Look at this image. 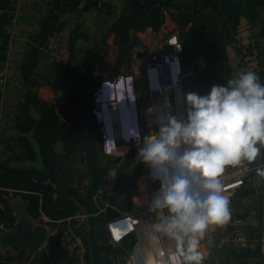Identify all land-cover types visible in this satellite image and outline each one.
I'll list each match as a JSON object with an SVG mask.
<instances>
[{"label": "crops", "instance_id": "obj_1", "mask_svg": "<svg viewBox=\"0 0 264 264\" xmlns=\"http://www.w3.org/2000/svg\"><path fill=\"white\" fill-rule=\"evenodd\" d=\"M193 8L200 12L199 18L206 25H217L224 37L226 60H209L205 47L198 53L186 50L185 91L197 92L204 87L210 89L214 83L224 84L242 70L256 72L264 83L261 57L264 0H0V70L5 67L8 70L7 84L0 92V162L11 168L43 173L44 182L56 190L53 199L56 206L51 208V213L61 212L65 201L75 210L74 215L67 213L58 219L42 212L39 219L50 231L47 243L34 252L1 253L0 264H79L81 254L89 264L126 263L124 255L128 252L110 241L107 221L114 214L129 212L146 201L149 169L143 166L136 179L133 176L142 165L134 164L120 171L114 196L119 212L101 213L95 196L107 159L102 154L101 132L92 114V95L100 81L115 77L127 68L135 53L171 35L183 38L188 34L193 25L190 11ZM155 9L162 14L159 29H132L129 43L122 45L114 27L126 16L150 14ZM62 25L72 30L71 58L67 62H58L45 51L49 37ZM135 38L140 47L129 59L125 50ZM221 65L229 66V71H224ZM31 94L39 101L29 111L35 121L41 119L45 108L53 109L59 119L47 136V140H54L55 162L50 168L41 152L38 140L43 136H37V123L28 131L20 127L25 126L23 104ZM147 109V99L143 98L145 114ZM26 144L34 149L35 160L27 154ZM260 153L264 160V148ZM18 196L1 195L9 205ZM243 208L251 212L245 222H228L210 228L205 234L199 246L204 255L203 264H216L207 252L214 231L238 228L251 238L264 234V195L256 201L245 197L244 204L236 211ZM1 210H5V205L0 201ZM11 211L17 219L16 211ZM0 228L13 231L15 226L6 218L0 220ZM53 231L57 233L52 234ZM170 242L174 243L175 239L171 238ZM220 251L221 264H260L257 243L241 247L226 243ZM6 257L11 260L7 261Z\"/></svg>", "mask_w": 264, "mask_h": 264}, {"label": "clouds", "instance_id": "obj_2", "mask_svg": "<svg viewBox=\"0 0 264 264\" xmlns=\"http://www.w3.org/2000/svg\"><path fill=\"white\" fill-rule=\"evenodd\" d=\"M115 80V86L104 82L111 105H100L101 118L94 117L101 136H106L105 154L113 155L120 143L137 141V159L160 185L150 210L166 209L169 214L154 225L155 230L181 246V264H203L200 241L210 228L224 226L231 218L221 178L226 167L251 164L264 148V83L256 72L242 70L224 84L214 83L206 95L185 93L182 116L149 107L147 114L156 115L158 131L141 141L137 82L133 77ZM256 171L264 177V169ZM118 225L108 227L121 237Z\"/></svg>", "mask_w": 264, "mask_h": 264}, {"label": "built area", "instance_id": "obj_3", "mask_svg": "<svg viewBox=\"0 0 264 264\" xmlns=\"http://www.w3.org/2000/svg\"><path fill=\"white\" fill-rule=\"evenodd\" d=\"M1 20V11H0ZM72 30L68 25H62L61 28L51 35L46 43L45 51L58 62H67L71 58ZM186 49L182 45V38L177 34L171 35L160 41L157 45L135 53L130 65L121 70V72L110 79L102 80L94 89L92 95V114L94 117L101 118L100 105H111L108 97L109 89L105 86V81H109L112 86L116 84V78L121 76L125 78H135L139 89V102L141 107V119L143 137L158 131V125L155 123L156 115L148 116L143 112V98L147 99V107H157L161 112L170 111L173 115L182 116L184 114V104L182 97L187 93L184 89L186 81L184 56ZM261 57L264 61V41L261 46ZM7 68L0 70V92L4 89L8 80ZM121 80V79H120ZM168 101V107L165 108V101ZM149 120L152 123H149ZM142 146V145H141ZM102 154L107 159L104 166V173L101 184L96 192L95 200L101 213L108 214L112 211L119 212L114 204V196L119 182V172L131 167L134 164H140L146 168L147 165L139 161L129 159L132 149H137V141L130 144L120 143L113 155H106V136H101ZM149 169V168H148ZM257 169H264V160L260 155L257 159L248 164L245 161L242 165L225 170L222 181L225 185L224 194L230 199V211H236V208L244 204V199L256 201L264 195V177L257 174ZM147 194L146 201L136 205L129 212L113 215L108 218L107 226L113 222L129 221V229L123 231L119 238L114 236L108 227L110 241L113 244L120 245L123 238L134 233L136 243L135 250L139 249L144 264L152 260V264H174L177 260L181 264L180 248L181 246L175 240L170 242V237L164 232H157L154 225L161 223L162 218L168 216L166 209L152 211L151 201L159 189V181H154L149 172L146 174ZM234 198H239L240 202L232 204ZM122 227V226H121ZM5 231H12L7 229ZM221 233L220 250L226 243L235 247H241L249 243H257L259 247V263L264 264V234L251 238L241 229L217 230ZM215 232V231H214ZM53 231L52 234H56ZM213 233V232H212ZM152 237L157 240L153 242ZM210 235L207 243L211 240ZM125 264H135L133 254L124 255ZM172 262V263H171ZM79 264H89L84 254L79 257Z\"/></svg>", "mask_w": 264, "mask_h": 264}, {"label": "trees", "instance_id": "obj_4", "mask_svg": "<svg viewBox=\"0 0 264 264\" xmlns=\"http://www.w3.org/2000/svg\"><path fill=\"white\" fill-rule=\"evenodd\" d=\"M178 10L189 11L186 7L175 6ZM193 14V25L189 29L188 35L191 39L200 40L205 32L209 31L210 40L205 45L204 53L211 61H224L226 60V47L224 42V37L219 31L216 24L206 25L202 18H199V11L196 8L190 10ZM208 19V18H207ZM162 23V14L159 9H155L150 14L136 13L124 17L113 29L116 36L121 40L122 45L129 43L131 34L130 30L134 29L136 31H144L148 27L158 30ZM221 68L229 71V66L221 65ZM34 100V101H33ZM39 101L36 95L31 94L27 97L26 103L23 104L24 115L27 118L25 121V126L22 127L23 130L28 131L32 129L37 123L36 133L40 138L42 134L43 138H40L39 143L41 146V152L44 161L49 168L53 166L55 162V153L53 151V141L47 140V136L51 135V131L58 125L59 119L53 109L45 108L42 109V117L39 121H35L29 114L31 106H37ZM27 154L32 160H35L36 153L34 149L26 144ZM122 171V170H121ZM143 171V166L136 170L133 178H138V176ZM120 173V172H119ZM45 175L35 169H20L11 168L0 162V201L5 205V210L0 211V220L9 218L10 225L15 226L16 218L11 215V209L9 202L1 197L2 194L13 197L21 194L24 199L29 201V213L39 219L41 213L50 216L52 219L63 218L67 215H74L75 210L70 202L65 201L64 209L59 213H51V208L56 206L53 202L55 189L44 182ZM134 179V180H135ZM23 191H26L23 193ZM66 204V206H65ZM70 211V212H68ZM67 225V223L65 224ZM1 255V251H0ZM10 261V257H6ZM1 259V258H0Z\"/></svg>", "mask_w": 264, "mask_h": 264}, {"label": "water", "instance_id": "obj_5", "mask_svg": "<svg viewBox=\"0 0 264 264\" xmlns=\"http://www.w3.org/2000/svg\"><path fill=\"white\" fill-rule=\"evenodd\" d=\"M209 40V34L206 32L201 39V41L196 42L192 40L188 34H184L182 38V45L186 50H189L193 53L200 52ZM140 47V42L137 38L135 41L127 46L125 50V55L127 58H131L133 54ZM128 65L129 62L127 61ZM206 88V87H204ZM201 89L196 93L200 95H205L209 92L210 89ZM36 117L37 114H36ZM58 152H60L58 150ZM137 149H132L129 159L131 161L137 160ZM231 166L226 167L225 170L231 169ZM11 209L16 211L17 220L15 223V229L13 231H5L0 228V251L2 254H7L11 252L13 255H17L23 251L34 252L38 249H41L49 240L50 231L48 230V226L43 224L40 219L33 217L29 213V202L26 201L22 196H18L15 200H10ZM249 211L246 208L230 211V223L235 222H245V220L249 217ZM222 235L219 231H215L212 233L211 240L209 242V252L211 256L215 258L216 264H221L220 261V241ZM136 243V237L134 233L127 235L121 241V246L123 249L133 254V259L135 264H144L141 253L139 249L134 248ZM182 249L180 248V253Z\"/></svg>", "mask_w": 264, "mask_h": 264}, {"label": "bare ground", "instance_id": "obj_6", "mask_svg": "<svg viewBox=\"0 0 264 264\" xmlns=\"http://www.w3.org/2000/svg\"><path fill=\"white\" fill-rule=\"evenodd\" d=\"M143 185V184H142ZM141 201H144V197L143 199H141ZM129 221H121V222H118L119 225L118 227L122 230V231H126L129 229V224H128ZM122 226V227H121ZM148 264H152V260H149Z\"/></svg>", "mask_w": 264, "mask_h": 264}, {"label": "rangeland", "instance_id": "obj_7", "mask_svg": "<svg viewBox=\"0 0 264 264\" xmlns=\"http://www.w3.org/2000/svg\"><path fill=\"white\" fill-rule=\"evenodd\" d=\"M94 141V140H93ZM238 202H240V200H239V198H234L233 200H232V204L233 205H235L236 203H238ZM249 211V213L251 214V212H250V210H248ZM68 246H70V247H72V249H73V246H71V244H69ZM74 250V249H73ZM213 259H215L213 256H211Z\"/></svg>", "mask_w": 264, "mask_h": 264}, {"label": "snow or ice", "instance_id": "obj_8", "mask_svg": "<svg viewBox=\"0 0 264 264\" xmlns=\"http://www.w3.org/2000/svg\"><path fill=\"white\" fill-rule=\"evenodd\" d=\"M120 236H119V234H117V238H119Z\"/></svg>", "mask_w": 264, "mask_h": 264}]
</instances>
